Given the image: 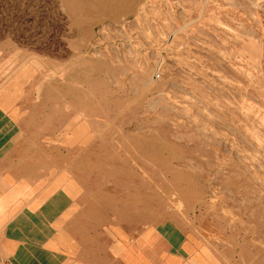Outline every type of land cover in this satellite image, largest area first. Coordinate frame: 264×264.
Here are the masks:
<instances>
[{
	"label": "rangeland",
	"instance_id": "374dc122",
	"mask_svg": "<svg viewBox=\"0 0 264 264\" xmlns=\"http://www.w3.org/2000/svg\"><path fill=\"white\" fill-rule=\"evenodd\" d=\"M0 73L93 178L264 264V0H0Z\"/></svg>",
	"mask_w": 264,
	"mask_h": 264
},
{
	"label": "crops",
	"instance_id": "0c3cea01",
	"mask_svg": "<svg viewBox=\"0 0 264 264\" xmlns=\"http://www.w3.org/2000/svg\"><path fill=\"white\" fill-rule=\"evenodd\" d=\"M23 81L0 73V264H223L195 226L141 211L133 182L93 178L67 122L22 109Z\"/></svg>",
	"mask_w": 264,
	"mask_h": 264
},
{
	"label": "bare ground",
	"instance_id": "6f19581e",
	"mask_svg": "<svg viewBox=\"0 0 264 264\" xmlns=\"http://www.w3.org/2000/svg\"><path fill=\"white\" fill-rule=\"evenodd\" d=\"M39 24V23H38Z\"/></svg>",
	"mask_w": 264,
	"mask_h": 264
}]
</instances>
